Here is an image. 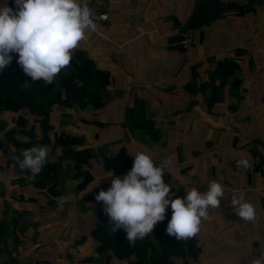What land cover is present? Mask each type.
<instances>
[{"label":"crops","instance_id":"crops-1","mask_svg":"<svg viewBox=\"0 0 264 264\" xmlns=\"http://www.w3.org/2000/svg\"><path fill=\"white\" fill-rule=\"evenodd\" d=\"M197 1L88 0L102 7L107 19H95L96 31L71 50L72 59L77 56L81 65L92 64L111 93L97 109L98 119L109 126L91 125L86 118L90 114L83 113L95 143L111 142L129 157L137 151L151 156L166 152L154 159L158 163L172 158L165 172L181 188L180 196L196 185L204 190L213 179L224 185L225 200L209 208L196 233L201 245L196 264H247L249 254L264 241V0H255V11L217 14L187 32L184 50L172 48L169 38L184 25ZM235 49L244 50L236 84L242 96L238 99L226 88L223 101L208 113L202 93H189L185 87L192 66L202 64L196 69L199 85L208 80L209 69ZM136 95L145 100L162 129L164 145L144 144L121 124ZM101 132L112 134L102 140ZM244 158L250 166L237 167ZM93 185L106 190L109 181L95 180ZM232 193H243L255 206L254 222L232 214Z\"/></svg>","mask_w":264,"mask_h":264},{"label":"trees","instance_id":"trees-1","mask_svg":"<svg viewBox=\"0 0 264 264\" xmlns=\"http://www.w3.org/2000/svg\"><path fill=\"white\" fill-rule=\"evenodd\" d=\"M215 17L216 15H213L203 19L194 27L209 23ZM243 52L242 49H235L232 56L217 61L208 71V80L199 85L196 83V69L202 64L196 63L192 66V73L185 87L189 93H202L208 113H211L214 105L223 101L226 88L230 95L241 98L242 93L236 84L242 75L239 61ZM209 60L212 61V58L209 57ZM6 73L7 79L0 80V156L5 157V162H0V173L5 169H13L14 174L0 180V246L2 243L9 255L8 260H2L0 264H19L9 250L8 235H12L13 240L18 243L20 239L17 234L22 236L32 229L30 239L36 248H41V222L32 212L24 209L19 213L13 209L12 213L15 214H9L10 201L24 199V192H31L26 198L29 204H37L35 195H41L42 206L47 202L52 208L58 205L59 197L80 196L76 203L79 210L83 213L93 210V226L65 247V264L198 262L201 245L197 234L176 240L174 236L165 233L166 218L154 226L152 233L130 242L122 230L110 232L108 218L94 199L96 191L87 192L96 180L92 168L93 161L115 175H122L130 169L134 159L122 151L112 149L111 142L84 144L85 135L77 132L78 121L82 116L73 112L75 108L90 114L86 118L91 125H110L97 117L100 101L109 99L111 93L92 64L81 65V59L74 56L52 83H45L42 79L32 81L16 64L15 58L11 65L0 72V76ZM17 74L22 82L16 78ZM7 102L11 103V112H6ZM121 124L133 138L144 144L164 145L162 129L158 127L154 115L146 108L145 100L137 95L126 107ZM94 136L98 138V133ZM34 144L44 145L48 150L47 160L41 172L35 176L26 171L21 173L13 166L12 161L13 154ZM164 179L171 185V191H176L180 196L182 190L174 186L172 175L164 172ZM28 186L35 189L28 190ZM170 215V211H166V217ZM73 252L79 255L73 256ZM35 264L51 262L48 259L36 258Z\"/></svg>","mask_w":264,"mask_h":264},{"label":"clouds","instance_id":"clouds-1","mask_svg":"<svg viewBox=\"0 0 264 264\" xmlns=\"http://www.w3.org/2000/svg\"><path fill=\"white\" fill-rule=\"evenodd\" d=\"M96 29L88 0H0V72L15 58L32 81L52 83L69 65L71 50ZM129 154L134 157L130 169L122 175L112 173L109 187L101 188L94 199L108 218L110 232L122 230L130 242L152 233L154 226L166 218L167 235L176 240L192 237L209 208L220 207L225 200L224 185L215 179L208 181L204 190L196 185L179 196L164 179L171 157L156 163L144 151ZM47 157V147L34 144L13 154L12 161L21 173L35 176ZM236 166L248 168L250 163L244 158ZM229 204L235 217L255 221V206L243 193H232ZM166 211H170V217H166ZM250 254L247 264H264V241H259Z\"/></svg>","mask_w":264,"mask_h":264},{"label":"rangeland","instance_id":"rangeland-1","mask_svg":"<svg viewBox=\"0 0 264 264\" xmlns=\"http://www.w3.org/2000/svg\"><path fill=\"white\" fill-rule=\"evenodd\" d=\"M7 73L5 75L0 76V80L7 79ZM16 78L19 82H22L19 74L16 75ZM160 94L159 91H157ZM161 95H164L163 93ZM166 105V104H162ZM6 112H11V103L7 102L6 104ZM73 112L80 114L82 117L80 118L79 134H84L85 138H83L84 144H92L95 143L93 139V128L87 125V120L83 115V111L75 108ZM85 114V113H84ZM117 130V129H115ZM84 132V133H83ZM86 133V134H85ZM110 132H104L101 138L105 135H110ZM81 140V138L79 139ZM99 144V143H98ZM198 146V145H197ZM113 149V145L111 146ZM147 153V152H146ZM166 155V152H161L160 154H153V158H158L159 156ZM0 162H5V157L0 156ZM92 166L93 172L95 174L96 183H101L103 181H109V177L112 175V172H107L102 165L94 162ZM92 163V164H93ZM14 174L13 169H5L0 173V180L7 179L9 176ZM115 175V174H114ZM31 189H34L33 186H29ZM23 190V189H22ZM97 186H92L89 188L87 192H98ZM32 191V190H31ZM31 192H24V199L22 200H11L10 201V213H12L13 209L19 211H24V209H28L32 212L33 216L39 220L41 227V239L39 243L41 244V248H36V245L31 241L32 229H29L24 235L17 234V238L20 239L18 243L13 240L12 235H8L9 240V250L11 254H13L18 260L19 264H35L36 258L48 259L51 264H65L63 259V255L65 252V247L70 245L74 238L78 237L80 234L84 232H88V230L94 224V212L93 210L88 211L86 213L81 212L77 207L76 203L80 196L76 198H71L69 196L59 197L57 200L58 205L54 208L49 206L46 202L44 206H42V198L41 195H35L37 198V204H29V201L26 199L27 196H30ZM82 195V194H81ZM17 214L15 218H17ZM18 222V219H16ZM9 228V226H8ZM88 246V245H87ZM1 255H0V263L2 260H8L9 255L7 251L4 249L3 244L0 246ZM76 252H73V256H76ZM78 256L76 257V259Z\"/></svg>","mask_w":264,"mask_h":264},{"label":"water","instance_id":"water-1","mask_svg":"<svg viewBox=\"0 0 264 264\" xmlns=\"http://www.w3.org/2000/svg\"><path fill=\"white\" fill-rule=\"evenodd\" d=\"M254 4L255 0H249L248 3L238 0H198L184 25L169 38V43L172 48L184 50L186 34L198 22L213 15L233 10L255 11Z\"/></svg>","mask_w":264,"mask_h":264},{"label":"built area","instance_id":"built-area-1","mask_svg":"<svg viewBox=\"0 0 264 264\" xmlns=\"http://www.w3.org/2000/svg\"><path fill=\"white\" fill-rule=\"evenodd\" d=\"M90 6L95 14V19H107V14L102 11V7L99 4L90 3Z\"/></svg>","mask_w":264,"mask_h":264}]
</instances>
